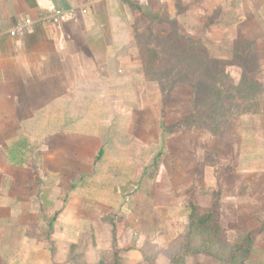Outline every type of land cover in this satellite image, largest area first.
Listing matches in <instances>:
<instances>
[{
  "label": "rangeland",
  "instance_id": "374dc122",
  "mask_svg": "<svg viewBox=\"0 0 264 264\" xmlns=\"http://www.w3.org/2000/svg\"><path fill=\"white\" fill-rule=\"evenodd\" d=\"M234 2L154 0V14L129 13L141 51L157 47L160 58L110 94L108 147L143 183L131 198L136 236L121 217L125 251L117 260L101 239L102 264H264V14L246 22ZM4 240L0 264L14 257ZM75 257L92 264L86 237Z\"/></svg>",
  "mask_w": 264,
  "mask_h": 264
},
{
  "label": "crops",
  "instance_id": "0c3cea01",
  "mask_svg": "<svg viewBox=\"0 0 264 264\" xmlns=\"http://www.w3.org/2000/svg\"><path fill=\"white\" fill-rule=\"evenodd\" d=\"M84 1L0 0V233L2 249L14 255L8 264H77L84 237L92 264L105 263L103 238L120 260L126 248L121 217L133 218L136 236L131 198L140 199L143 175L108 147L110 94L125 93L118 86L143 69L128 15L154 14V0H99L74 19L38 24L20 37L6 34L19 19ZM235 2L246 22L264 14V0Z\"/></svg>",
  "mask_w": 264,
  "mask_h": 264
},
{
  "label": "built area",
  "instance_id": "2783aa9c",
  "mask_svg": "<svg viewBox=\"0 0 264 264\" xmlns=\"http://www.w3.org/2000/svg\"><path fill=\"white\" fill-rule=\"evenodd\" d=\"M60 1V0H59ZM99 0H85L79 7H70L68 9L51 8L46 12L40 13L36 19L22 18L19 19L7 29L6 34L9 37H20L34 31L38 24H58L65 16L75 18L80 12L87 13L89 3L97 2Z\"/></svg>",
  "mask_w": 264,
  "mask_h": 264
},
{
  "label": "trees",
  "instance_id": "16d2710c",
  "mask_svg": "<svg viewBox=\"0 0 264 264\" xmlns=\"http://www.w3.org/2000/svg\"><path fill=\"white\" fill-rule=\"evenodd\" d=\"M160 58L159 51L157 47H147L142 51L141 54V60H142V67L144 70H154L158 59ZM161 150V149H160ZM157 156H159V152L157 153ZM197 218V219H196ZM192 223H197L199 225H204L207 222V217H191ZM250 235H246V239H248L247 244H250ZM250 251L249 245H246L243 248V253ZM191 252H196L193 249L187 250L184 252V254H188ZM232 260V258H231Z\"/></svg>",
  "mask_w": 264,
  "mask_h": 264
}]
</instances>
